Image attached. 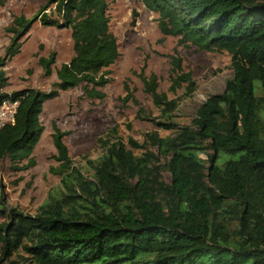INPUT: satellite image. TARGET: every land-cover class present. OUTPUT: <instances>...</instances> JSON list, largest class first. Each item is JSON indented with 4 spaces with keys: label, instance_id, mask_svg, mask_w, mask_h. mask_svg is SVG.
Masks as SVG:
<instances>
[{
    "label": "trees",
    "instance_id": "1",
    "mask_svg": "<svg viewBox=\"0 0 264 264\" xmlns=\"http://www.w3.org/2000/svg\"><path fill=\"white\" fill-rule=\"evenodd\" d=\"M140 1L157 14L162 36L229 54L231 78L180 126L177 100L141 71L159 116L139 109L137 119L170 136L151 131L141 143L124 142L112 128L97 140L101 155L86 162L85 172L68 156V133L52 125L58 165L50 173L59 187L34 215L0 210V264H264V0ZM36 22L69 30L73 56L55 71L49 92L0 95V103H17L13 123L0 128V161L15 173L35 166L44 104L80 87L86 99L103 101L99 89L120 56L106 0H46L32 18H12L0 69ZM170 58L169 91L184 85L191 92L180 59ZM55 60L54 52L38 59L46 77ZM128 99L137 104L130 93L122 101Z\"/></svg>",
    "mask_w": 264,
    "mask_h": 264
},
{
    "label": "rangeland",
    "instance_id": "2",
    "mask_svg": "<svg viewBox=\"0 0 264 264\" xmlns=\"http://www.w3.org/2000/svg\"><path fill=\"white\" fill-rule=\"evenodd\" d=\"M45 2L0 0V58L10 43L11 35L6 29L12 18L24 16L30 19ZM106 2L110 32L116 38L120 56L108 69L110 83L99 89L105 99L88 100L80 87L60 92L57 98L44 104L40 117L44 131L33 153L35 166L26 172L15 173L10 171L8 161H0V210L16 209L34 215L50 191L59 187V178L50 173V168L58 165L51 138L52 125L68 133L63 138L68 156L84 172L86 162L101 155L97 140L112 128H116V136L124 142L130 138L141 143L144 133L151 131L161 137L170 136L168 132L154 128L152 123L137 119L139 109L145 117L159 116L151 98L143 91L139 78L141 71L144 76L155 75L158 91L165 93L168 99L177 100L174 122L180 126L188 125L206 98L222 93L225 81L231 78L229 54L199 50L189 44L181 45L179 38L162 36L157 14L147 10L140 0ZM21 41L19 53L0 69L4 80L0 83V95L24 89L49 92L57 82L55 71L73 56L70 31L43 27L36 22ZM51 52L56 54V60L51 75L46 77L38 59L46 58ZM170 57L180 59L182 73L189 75L193 82L191 92L184 85L175 93L169 91ZM129 93L137 104L129 99L122 101ZM194 155L202 158L204 153L196 151ZM163 177L169 181L167 173ZM3 220L0 214V222Z\"/></svg>",
    "mask_w": 264,
    "mask_h": 264
},
{
    "label": "built area",
    "instance_id": "3",
    "mask_svg": "<svg viewBox=\"0 0 264 264\" xmlns=\"http://www.w3.org/2000/svg\"><path fill=\"white\" fill-rule=\"evenodd\" d=\"M16 108V102L5 100L0 103V128L13 123Z\"/></svg>",
    "mask_w": 264,
    "mask_h": 264
}]
</instances>
